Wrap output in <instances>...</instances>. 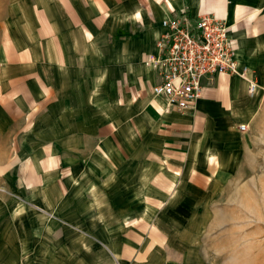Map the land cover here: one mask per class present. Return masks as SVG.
Segmentation results:
<instances>
[{
    "label": "crops",
    "instance_id": "obj_1",
    "mask_svg": "<svg viewBox=\"0 0 264 264\" xmlns=\"http://www.w3.org/2000/svg\"><path fill=\"white\" fill-rule=\"evenodd\" d=\"M182 13L227 22L253 93L219 73L183 110L154 94ZM2 32L0 264H198L219 203L255 191L264 0H5Z\"/></svg>",
    "mask_w": 264,
    "mask_h": 264
},
{
    "label": "built area",
    "instance_id": "obj_2",
    "mask_svg": "<svg viewBox=\"0 0 264 264\" xmlns=\"http://www.w3.org/2000/svg\"><path fill=\"white\" fill-rule=\"evenodd\" d=\"M163 24L169 31L159 39V53L152 58L161 77L153 92L165 99L168 107L187 108L201 96L204 79L219 73L239 75L249 82L251 93L256 90L251 71L234 57L226 21L205 14L193 24L188 14L182 13Z\"/></svg>",
    "mask_w": 264,
    "mask_h": 264
},
{
    "label": "rangeland",
    "instance_id": "obj_3",
    "mask_svg": "<svg viewBox=\"0 0 264 264\" xmlns=\"http://www.w3.org/2000/svg\"><path fill=\"white\" fill-rule=\"evenodd\" d=\"M4 3L0 0V39ZM253 148L248 160L256 174L250 177L255 178V191L247 197L251 203H219L198 247V264H264V133Z\"/></svg>",
    "mask_w": 264,
    "mask_h": 264
}]
</instances>
